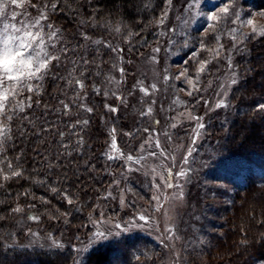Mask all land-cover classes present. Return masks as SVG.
<instances>
[{
	"label": "rangeland",
	"instance_id": "rangeland-1",
	"mask_svg": "<svg viewBox=\"0 0 264 264\" xmlns=\"http://www.w3.org/2000/svg\"><path fill=\"white\" fill-rule=\"evenodd\" d=\"M22 3L23 7H9L7 16L0 18V32L4 23L16 28L33 23L43 11L42 0ZM224 3L225 0H171L169 6L166 0L153 29V47L137 62L124 59L118 66V71L125 65L134 71L129 91L121 86V79L114 77L112 93L118 99L112 102L126 128L117 127L120 143L115 140L116 149L112 148L110 136L107 156L113 164H108L107 169L111 183L88 216V236L81 239L80 235L64 232L52 241L18 217L15 230L24 233L25 244L51 248L64 240L74 251L70 264H81L90 247L134 234L148 237L153 247L142 255L141 250H136V264H249L252 249L264 251V201L238 191L247 174L260 176V167L222 159L216 133L233 118L229 100L240 79L237 63L243 56L247 58V47L264 37L259 34L264 32V9L252 7L250 0H232V13L240 12L252 24H233L232 15L214 29L205 30L207 15H222L219 7ZM41 26L32 31L42 32L49 55V45L56 35L50 40V30L43 20ZM103 28L115 39L127 34L108 21ZM233 28L247 39L241 42L239 35L234 37ZM262 54L257 57L260 74L255 79L256 84L261 83L256 89L261 92L264 51ZM202 63L204 70L200 71ZM252 72L249 69V75ZM13 83L5 82L9 96ZM142 87L147 95L141 92ZM3 91L0 88V93ZM220 104L223 106L218 107ZM240 132L247 133L249 129ZM261 137L264 123L257 128L253 140ZM181 172L183 176L178 175ZM141 216L145 219H139ZM101 232L106 239L97 236ZM108 264L124 263L113 256ZM250 264L264 263L254 257Z\"/></svg>",
	"mask_w": 264,
	"mask_h": 264
},
{
	"label": "trees",
	"instance_id": "trees-1",
	"mask_svg": "<svg viewBox=\"0 0 264 264\" xmlns=\"http://www.w3.org/2000/svg\"><path fill=\"white\" fill-rule=\"evenodd\" d=\"M42 3L43 24L49 33H56L48 49L56 59L40 79H26L24 87L9 96L5 111L10 120L0 114V124L8 129L7 136L0 138V176L8 177L0 179V264H70L74 258L72 246L64 240L61 247L25 244L24 233L15 230L18 217L52 241L64 232L81 239L88 236V216L111 183L107 165L113 163L108 160L107 146L113 139L119 142L118 126L126 128L118 112L110 110L116 105L112 101L118 99L112 93L114 77L129 91L134 71L126 65L118 71V66L124 59L140 60L153 47V29L166 0ZM250 4L264 9V0H250ZM106 21L127 34L115 39L103 28ZM247 50V58L236 62L240 79L229 100L233 118L216 133L222 159L260 167V176L247 174L238 191L264 201V137L253 140L264 123V89L257 91L261 83H255L264 37ZM245 128L249 132L242 134ZM16 208L22 211L14 212ZM151 246L144 235L122 236L90 247L81 264H108L113 256L124 264H136L133 253L141 250L142 255ZM250 257V262L255 257L264 263V251L259 248L252 249Z\"/></svg>",
	"mask_w": 264,
	"mask_h": 264
},
{
	"label": "snow or ice",
	"instance_id": "snow-or-ice-1",
	"mask_svg": "<svg viewBox=\"0 0 264 264\" xmlns=\"http://www.w3.org/2000/svg\"><path fill=\"white\" fill-rule=\"evenodd\" d=\"M168 5H171V0H168ZM9 7H23L22 0H0V18H4L7 16V9ZM46 7V6H45ZM53 8L56 7L55 4L52 5ZM233 3L232 0H225V3L219 7V13L222 15H217L216 12H213L210 15H207L206 19L209 22L206 25V29H214L216 24L226 19L232 15H234V19H232L233 24H239L240 26L250 25L252 24V20L250 18H245L240 12L232 13ZM167 13L165 12V16ZM11 19H16V13L13 12ZM46 19L45 13L43 11L40 12V16L30 24L22 25L20 28H16L14 25H9L7 23L3 24V31L0 32V88H3L4 91L0 93V114H3L6 119H11V117L7 116L5 111L6 103H10L9 100V88L5 86V82H14L11 86V94H15L19 89L24 87V81L30 79H40L41 74L45 71L51 63L52 60L56 59L55 57L49 56L46 48L47 45L44 42V36L41 31L33 32L32 28L37 26H41V21ZM164 17L161 18L159 23H163ZM42 27V26H41ZM234 37L239 35L242 39H247V37L240 33L238 28L231 29ZM253 33H256V29H252ZM264 35V32L259 33ZM56 35L55 32L49 33L48 38L51 40ZM4 37H8V39H4ZM158 51V49H157ZM204 70V63L201 64L200 71ZM123 72V70H121ZM79 83V82H77ZM191 83V81H189ZM232 83H236L235 80ZM155 85H153V88ZM29 91H32L31 87H28ZM141 92H144L147 95V90L143 87L140 89ZM218 107L223 106L222 104L217 105ZM264 108V105L261 106ZM112 112H115L116 109H110ZM89 111H91L89 109ZM149 111H151L149 109ZM203 127V125H200ZM114 131V130H113ZM7 126L4 124H0V137L7 136ZM112 148L116 149L115 139H113ZM128 160H132L131 156H128ZM186 159V158H185ZM13 176H19V172H12ZM171 175V173H169ZM178 175L183 176L184 173L181 172ZM8 179L7 176L4 177ZM168 187H172L171 184L167 185ZM55 191V190H54ZM65 199H68L66 196ZM68 202L71 204L72 200L68 199ZM123 202V201H122ZM14 212H20L22 209L16 208L13 210ZM30 219H36L35 217H30ZM139 219L144 220V217H139ZM146 222V221H145ZM117 228H120V225H116ZM98 237L106 239L104 233H97ZM56 247H61V245H56Z\"/></svg>",
	"mask_w": 264,
	"mask_h": 264
}]
</instances>
